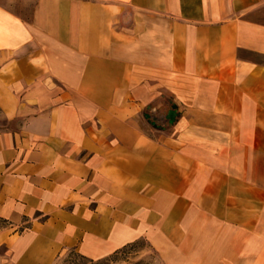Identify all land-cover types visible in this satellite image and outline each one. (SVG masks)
I'll list each match as a JSON object with an SVG mask.
<instances>
[{
  "label": "crops",
  "instance_id": "obj_1",
  "mask_svg": "<svg viewBox=\"0 0 264 264\" xmlns=\"http://www.w3.org/2000/svg\"><path fill=\"white\" fill-rule=\"evenodd\" d=\"M0 264H264V0H0Z\"/></svg>",
  "mask_w": 264,
  "mask_h": 264
},
{
  "label": "rangeland",
  "instance_id": "obj_2",
  "mask_svg": "<svg viewBox=\"0 0 264 264\" xmlns=\"http://www.w3.org/2000/svg\"><path fill=\"white\" fill-rule=\"evenodd\" d=\"M9 123L0 115V130ZM56 264H161L155 253L143 242L136 241L123 246L112 254L99 259L88 260L72 251H66Z\"/></svg>",
  "mask_w": 264,
  "mask_h": 264
}]
</instances>
